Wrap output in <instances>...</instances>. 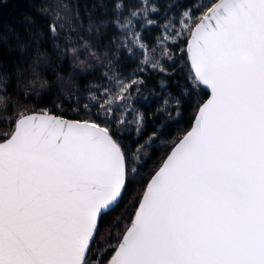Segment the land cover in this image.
<instances>
[{"label": "snow or ice", "instance_id": "obj_1", "mask_svg": "<svg viewBox=\"0 0 264 264\" xmlns=\"http://www.w3.org/2000/svg\"><path fill=\"white\" fill-rule=\"evenodd\" d=\"M9 6L0 264H264V0L61 2L15 26ZM153 77L191 114L148 169Z\"/></svg>", "mask_w": 264, "mask_h": 264}, {"label": "trees", "instance_id": "obj_2", "mask_svg": "<svg viewBox=\"0 0 264 264\" xmlns=\"http://www.w3.org/2000/svg\"><path fill=\"white\" fill-rule=\"evenodd\" d=\"M64 3L69 6V8L74 11L79 8L81 13L91 9L92 4L95 0H9L10 6L5 10L4 16L6 20L11 21L12 25L15 26L17 20L22 19L25 14H30L39 23L42 19L50 20L53 15V9H55L58 3ZM187 2V0H186ZM47 9V12L41 14L37 9ZM159 53H157V56ZM178 75L183 80L184 73L178 72ZM175 79V78H173ZM175 87V85H172ZM31 95V92L27 93ZM135 106L138 108L139 112L148 117L147 128L143 132L141 139L146 137L150 132L154 130L162 129L163 133L159 140L154 146H148L147 150L149 156H143L142 164L148 169L153 166L152 161L159 158L163 153L159 151L165 147V142L179 135L182 129L185 127L188 117L191 114V109L187 112L182 113L183 119L178 117L173 111L172 115H167V108L173 103L171 98H169L168 93L165 92L159 82L158 78L153 77L149 80L147 86L143 87L138 94H134ZM147 97V99H145ZM169 99V105L164 104V100ZM23 102V101H22ZM157 112L159 114H157ZM131 118V117H130ZM10 131V128L0 124V135H3ZM129 138V143H131L136 138V133L134 131V126L130 128L129 132L126 133ZM109 238L106 234L102 235V238L98 242V247L102 249Z\"/></svg>", "mask_w": 264, "mask_h": 264}, {"label": "rangeland", "instance_id": "obj_3", "mask_svg": "<svg viewBox=\"0 0 264 264\" xmlns=\"http://www.w3.org/2000/svg\"><path fill=\"white\" fill-rule=\"evenodd\" d=\"M142 160H143V155L141 156V162H142Z\"/></svg>", "mask_w": 264, "mask_h": 264}]
</instances>
